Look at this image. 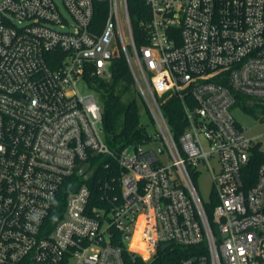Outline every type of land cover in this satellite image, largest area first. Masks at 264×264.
<instances>
[{"label":"built area","instance_id":"built-area-1","mask_svg":"<svg viewBox=\"0 0 264 264\" xmlns=\"http://www.w3.org/2000/svg\"><path fill=\"white\" fill-rule=\"evenodd\" d=\"M143 1L139 45L130 0H0V264H124L118 236L147 262L175 244L197 253L181 264H264V135L232 114L264 105V0ZM119 53L155 130L116 155L93 79ZM98 156L121 169L111 206L89 205Z\"/></svg>","mask_w":264,"mask_h":264},{"label":"trees","instance_id":"trees-1","mask_svg":"<svg viewBox=\"0 0 264 264\" xmlns=\"http://www.w3.org/2000/svg\"><path fill=\"white\" fill-rule=\"evenodd\" d=\"M130 12L133 20L138 44H145L140 39L143 33L141 21L148 17L149 9L143 0H130ZM103 13H97V21L103 20ZM112 79L109 81L93 79L95 89L99 94L103 106V129L106 141L112 151L119 155L128 146H138L149 140V130L140 116L142 100L135 87L133 76L127 62L120 53L113 60ZM244 109L248 108L245 99L238 103ZM259 106H263L260 104ZM264 108V107H263ZM166 118L178 137L184 126L183 107L178 98L167 101L163 107ZM94 175L86 181L91 191L89 205L92 207L114 205V199L121 195V169L115 157L98 156L92 161ZM78 182L79 180L76 179ZM80 183L78 182V185ZM66 191L62 199L67 196ZM113 239V245L120 247L124 264H181L184 259L194 256V248H186L172 245L166 250H159L151 261H145L126 249L123 242L117 237Z\"/></svg>","mask_w":264,"mask_h":264},{"label":"rangeland","instance_id":"rangeland-1","mask_svg":"<svg viewBox=\"0 0 264 264\" xmlns=\"http://www.w3.org/2000/svg\"><path fill=\"white\" fill-rule=\"evenodd\" d=\"M248 108L244 109L243 107L234 106L232 109V114L235 117L236 121L239 125L245 129L246 135L249 138H257L264 135V105L259 106L260 103H256L252 100H247ZM140 105V116L141 120L144 121L147 125L148 130L151 133H154V126L151 123L149 116L145 110L144 105ZM131 148H128L130 152ZM216 166V163H214ZM199 188L203 198L206 201L211 199V192H212V179L209 171L203 170L199 177Z\"/></svg>","mask_w":264,"mask_h":264},{"label":"water","instance_id":"water-1","mask_svg":"<svg viewBox=\"0 0 264 264\" xmlns=\"http://www.w3.org/2000/svg\"><path fill=\"white\" fill-rule=\"evenodd\" d=\"M85 169H86V168H85ZM85 169H84V170H85ZM169 246H170V245H164V246H162V250H165V249L169 248Z\"/></svg>","mask_w":264,"mask_h":264},{"label":"bare ground","instance_id":"bare-ground-1","mask_svg":"<svg viewBox=\"0 0 264 264\" xmlns=\"http://www.w3.org/2000/svg\"><path fill=\"white\" fill-rule=\"evenodd\" d=\"M136 246V242L133 244V247H135ZM146 260H147V258H146Z\"/></svg>","mask_w":264,"mask_h":264}]
</instances>
